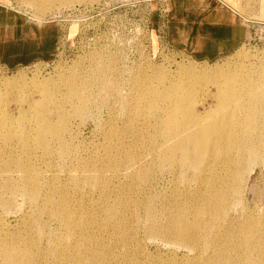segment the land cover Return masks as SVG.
I'll return each mask as SVG.
<instances>
[{"label": "rangeland", "instance_id": "1", "mask_svg": "<svg viewBox=\"0 0 264 264\" xmlns=\"http://www.w3.org/2000/svg\"><path fill=\"white\" fill-rule=\"evenodd\" d=\"M162 1L164 0H85L66 4L57 0L55 4L50 3L46 11H43L44 21L40 22L34 18L42 25L44 34H48V37L53 36V42L57 34L58 43H55L57 48L54 52L37 62L15 68H9L0 61V78L22 74L10 83L0 85L2 110L18 115L20 110L27 109L28 104L22 98L24 95H21V90L29 93V99H35L37 94L34 85H41L47 91H52L54 102L43 101V104L48 105L49 109L46 110L48 117L58 123L60 128H67L62 140L68 147H72V150L64 159L57 153L54 154L51 157L53 161L51 167L47 165L40 148L37 149L34 159L42 172L44 182L56 177L58 191L70 192V205L78 216H84L88 212L79 209L78 200L89 204L88 208L92 209L93 206L103 205V198L106 197L111 201L128 202L129 212L132 207L137 208L140 224L147 223L145 215L149 204L154 205L153 213L160 226H167L170 216L166 210L174 207L176 205L174 203L177 202L178 205L181 203L184 205L181 211L193 219L198 211L200 201L197 194L204 179L202 177L205 175L198 169L181 165L180 161L173 164L161 161L160 150L164 141V131L162 133L160 131L159 117L169 104L161 103L155 112L149 113L139 107L138 95H141L143 90L146 92L151 90L152 86L170 88V84L166 83L169 81L167 75L170 74L171 79L174 72L182 65L225 67L228 64L248 62L264 65V20L250 23V34L245 44L237 51L215 61H202L171 49L152 31ZM6 3L7 7L0 6L1 17L9 20L11 16L17 15L20 22L34 21L27 13V11L37 12L33 0H6ZM237 8L243 16L246 15L247 19L248 17L264 18V0H242V5ZM257 8L261 9L259 15H255L254 12ZM97 60L103 62L97 65L95 63ZM107 63L114 68L109 69L110 76L119 78L120 87L117 86L116 93L102 92L99 87L101 86L100 71L106 73ZM135 77H137L136 83L133 82ZM67 79L69 83L66 82ZM72 80L83 88L82 95L96 98L88 102V113L72 115L70 123L65 126L61 124L62 120L54 109H59L62 104L69 107L73 101H77L73 96L67 99L70 95L68 93L70 83L73 84ZM209 85L204 86L207 87L204 103L199 100L203 94L201 86H198L194 93L195 99L192 105L197 112H204L205 106L215 97L214 86ZM21 86L23 89H20ZM100 95H104L105 98L102 100ZM7 142L15 146L6 149L14 151L13 153L20 152L19 156L27 158L17 139L13 138ZM4 154L0 147V167L1 161L10 156L9 153H6V156ZM83 162L96 163L100 171V182L107 187L106 191L101 193L96 186L88 182L80 185L81 191L80 188L75 187L74 181L77 179L83 178L82 182L88 181L84 176L88 175L87 168L91 166L86 165L87 171H85L80 165ZM259 162L261 163L256 162L251 165L247 173L245 170L242 193L236 197L239 201L234 200L237 205L230 211L232 219H237L240 215L242 217L246 209L249 212L260 213L264 208V162ZM142 168L149 170V176L147 180L139 182L133 174ZM15 169L14 165L10 174L19 179L20 173ZM209 173L210 171L206 172L207 175ZM0 174L7 175L3 171ZM1 175L0 184L3 183ZM43 192H48L43 194L44 197L51 195L48 189H43ZM53 195L54 198L55 195L60 198L57 193ZM6 196L10 197L0 187V217L5 223V228L0 224V235L2 240L11 244V247L20 246L17 243L23 244L25 237H38L40 230L44 232V238L39 243L42 246L49 240H54L57 245L66 241V225L46 215H40L38 222L30 224L35 210L28 200L20 192H16L10 197L13 199V204L5 209L1 199ZM92 229L94 231L97 228L92 226ZM132 233L134 231L127 235V246L123 245L118 229L114 226L103 233L105 240H109L110 235H118L115 244L109 245L114 249L113 255L111 253L114 264H139V262L140 264H191L196 254L189 247L158 237L149 238L142 231L133 236ZM37 250L38 247L34 246L33 251L37 253ZM39 262H42L41 257ZM43 264H62V262L48 254L43 259Z\"/></svg>", "mask_w": 264, "mask_h": 264}, {"label": "bare ground", "instance_id": "2", "mask_svg": "<svg viewBox=\"0 0 264 264\" xmlns=\"http://www.w3.org/2000/svg\"><path fill=\"white\" fill-rule=\"evenodd\" d=\"M55 1L57 0H33L37 12L27 13L33 19L44 21L43 11H46L50 3L55 4ZM76 1L85 0H61L66 4ZM30 5L35 7L33 4ZM102 62L97 60L95 63L100 65ZM262 65L263 63L253 62L228 64L225 67L182 65L171 79L170 74L167 75L169 81L166 83L170 84V88L152 86L147 92L142 89L143 92L138 95L139 107L149 113L155 112L161 103L169 104L159 117L160 131L161 133L164 131V141L160 150L161 161L168 164L180 161L181 165L198 169L205 175L197 194L200 203L195 217L190 219L181 211L184 205H181L182 203L178 205L177 202L174 203L176 205L172 204L174 207L166 210L170 220L165 227L158 224L153 213V204L146 208L147 223L140 224L137 208L132 207L129 212L128 202L111 201L106 197L103 198V205L93 206L92 209L88 208L89 204L78 200L79 209L88 211L86 215L78 216L70 205V192L58 191L56 177L44 182L42 172L34 159L37 149L40 148L47 165L51 167L53 166L51 157L54 154L57 153L64 159L72 150V147H68L62 140L67 128H60L58 123L48 117L46 111L49 109L48 105L43 104V101L54 102L52 91H47L44 86L34 85L37 96L35 99H29V93L21 90L28 108L20 110L18 115L2 110L3 101H0V147L3 153L10 155L1 161L0 173L3 171L7 175L0 174L3 178L0 187L10 197L20 192L28 200L35 210L30 224L38 222L40 215H46L66 225L65 242L69 243L57 245L54 240H49L42 246L39 243L44 238V232L40 230L38 237H25L23 244L17 243L20 246L11 247V244L2 240L0 235V264H43V259L48 254L62 264H114L111 260L114 249L109 245L115 244L118 235H110L109 240L103 239V233L108 232L113 226L118 229L124 246L128 243L127 235L134 231L133 236L142 231L149 238L158 237L189 247L196 252L193 259L195 262L192 261L191 264H264V208L260 213L249 212L246 209L242 217L240 215L237 219H232L230 214L233 206L237 205L234 200L242 193L245 170L247 173L251 165L261 163L259 161L264 162V65ZM105 68L108 75L100 71L99 87L102 92L116 93L119 78L110 76L109 69L113 68L110 63H107ZM21 76L22 74L18 73L10 78H0V85L8 84ZM72 81L67 99L73 96L77 101H73L69 107L62 104L59 109H54L62 120L61 124L65 126L70 123L72 115L88 113V102L96 98L82 95L83 88ZM136 81L137 77L133 78V82ZM66 82L69 83V79ZM210 83L214 86L215 97L205 106L204 112H197L192 105L194 93L197 87L201 86V93L205 95L202 94L199 100L204 103L207 90L204 86ZM20 89H23L22 86ZM144 93L147 95H142ZM100 97L102 100L105 98L104 95ZM56 103L58 104V101ZM13 138L20 142L22 152L26 153L27 158L19 156L20 152L13 153L14 151L6 149L15 146L7 142ZM14 165L15 170L20 173L19 179L10 174ZM80 165L85 171L88 169V175L84 176L88 181L82 182L83 178L77 179L74 181L75 187L79 189L80 185L88 182L96 186L101 193L107 190L104 183L100 182V171L95 162L89 164L83 162ZM86 165L91 167L85 169ZM207 171H210L211 175H207ZM133 176L139 182L145 181L148 179L149 170L139 169ZM43 189L50 190L51 195L44 197L43 194L48 192L44 193ZM53 193H57L60 198L58 199L57 195H55L57 199L54 198ZM10 197L1 199L5 209L13 204ZM0 224L5 228L1 217ZM92 226L97 229L91 230ZM34 246L38 247L37 253L33 251ZM208 248L210 250H204ZM39 257L42 259L41 263Z\"/></svg>", "mask_w": 264, "mask_h": 264}, {"label": "crops", "instance_id": "3", "mask_svg": "<svg viewBox=\"0 0 264 264\" xmlns=\"http://www.w3.org/2000/svg\"><path fill=\"white\" fill-rule=\"evenodd\" d=\"M162 2L152 31L171 49L202 61H215L237 51L250 34V23L262 21L247 19L241 14L237 6L242 5V0ZM7 5L6 0H0V6ZM260 10L254 9L255 15H259ZM10 18L0 14V61L7 67L32 64L57 48V34L53 42V36L44 34L37 20L20 22L17 15Z\"/></svg>", "mask_w": 264, "mask_h": 264}]
</instances>
